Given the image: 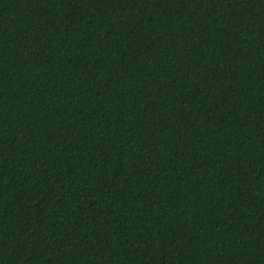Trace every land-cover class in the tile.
Segmentation results:
<instances>
[{
  "label": "trees",
  "instance_id": "obj_1",
  "mask_svg": "<svg viewBox=\"0 0 264 264\" xmlns=\"http://www.w3.org/2000/svg\"><path fill=\"white\" fill-rule=\"evenodd\" d=\"M0 264H264V0H0Z\"/></svg>",
  "mask_w": 264,
  "mask_h": 264
}]
</instances>
